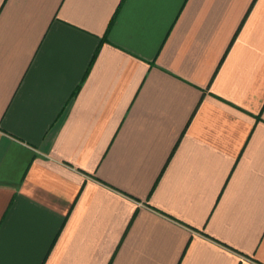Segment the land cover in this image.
Segmentation results:
<instances>
[{
	"label": "crops",
	"instance_id": "0c3cea01",
	"mask_svg": "<svg viewBox=\"0 0 264 264\" xmlns=\"http://www.w3.org/2000/svg\"><path fill=\"white\" fill-rule=\"evenodd\" d=\"M0 264H264V0H0Z\"/></svg>",
	"mask_w": 264,
	"mask_h": 264
}]
</instances>
